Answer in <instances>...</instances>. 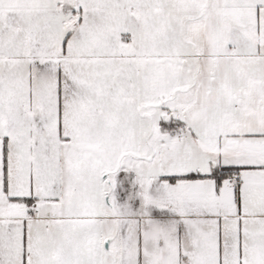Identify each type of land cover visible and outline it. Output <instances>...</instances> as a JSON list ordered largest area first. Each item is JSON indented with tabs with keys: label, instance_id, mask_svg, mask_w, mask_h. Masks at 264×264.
<instances>
[{
	"label": "snow or ice",
	"instance_id": "snow-or-ice-1",
	"mask_svg": "<svg viewBox=\"0 0 264 264\" xmlns=\"http://www.w3.org/2000/svg\"><path fill=\"white\" fill-rule=\"evenodd\" d=\"M0 264H264V0H0Z\"/></svg>",
	"mask_w": 264,
	"mask_h": 264
}]
</instances>
